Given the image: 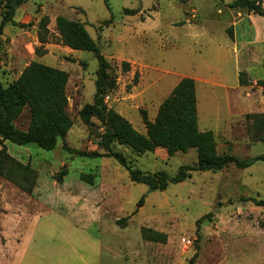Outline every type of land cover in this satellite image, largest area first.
Masks as SVG:
<instances>
[{"label": "rangeland", "instance_id": "rangeland-1", "mask_svg": "<svg viewBox=\"0 0 264 264\" xmlns=\"http://www.w3.org/2000/svg\"><path fill=\"white\" fill-rule=\"evenodd\" d=\"M232 1L28 0L17 10L14 25H6L0 37V83L5 86L15 80L33 61L63 70L68 76L66 111L72 121L64 141L70 149L104 152L100 123L92 118L90 125H84L78 116L81 107L92 102L98 62L90 51L60 44L54 19L61 15L84 24L96 42L116 85L105 96V105L136 131L145 134L139 110L152 120L179 76L190 77L196 79L198 129L214 134L218 154L240 159L264 155V141H252L246 119L247 114H264V95L258 91L259 87L264 91V86L255 85L264 80V17L248 18L245 9L227 6ZM125 10L137 13L128 15ZM42 17L49 20L48 39L44 53L37 54ZM230 26L233 38L227 34ZM251 36H257L258 43L244 49ZM243 56L251 57L252 66L245 67L246 71L241 69ZM122 62L128 63V71H123ZM237 69L250 80L243 95ZM28 124L29 113L24 109L14 126L26 130ZM4 144L8 154L32 174L30 192L0 177V264L19 263L25 244L19 256L12 258L23 229L61 222L50 211L75 223L100 217V227L89 231L101 242L99 264H186L193 256V264H202L213 247L205 235L214 232V227L230 229L238 209H260L264 216V207L251 201L264 200V162L246 169L192 171L183 182L150 191L147 185L130 181L127 170L114 158L70 154L62 148L61 139L51 151L36 145ZM111 146L145 174L174 176L181 166H192L197 160L194 149L168 157L166 151L136 154L116 142ZM62 170L66 175L58 181ZM81 175L91 176L92 185L83 182ZM121 218H128L124 227L116 225ZM142 228L164 235L165 241L143 240ZM183 237L194 240L195 254L193 248L181 245ZM135 243L138 257L131 249Z\"/></svg>", "mask_w": 264, "mask_h": 264}, {"label": "trees", "instance_id": "trees-1", "mask_svg": "<svg viewBox=\"0 0 264 264\" xmlns=\"http://www.w3.org/2000/svg\"><path fill=\"white\" fill-rule=\"evenodd\" d=\"M28 0H0V37L6 25H14L17 10ZM230 9H245L249 14L264 17L263 0H233L227 5ZM128 15H135L137 11L125 10ZM55 31L62 46L70 50L90 51L97 59L95 71V92L91 103H85L78 112L80 121L90 125L95 118L103 129L100 144L103 153L82 152L67 147L64 138L72 126L67 114V96L65 86L67 73L63 70L49 67L40 62L29 63L18 77L3 85L0 83V177L18 185L26 192H30L28 177L32 170L10 156L5 142L16 146L36 145L41 150L51 151L57 140L61 139L62 148L79 157H111L114 158L127 172L130 181L143 183L150 191L164 190L169 184L183 182L190 178L192 171H222L234 166L246 169L255 162H264V155L253 158L240 159L229 154H218L216 141L211 131H200L197 123L196 88L192 78H182L172 89L170 94L159 105L153 120H149L144 110H139L145 134L136 131L132 125L113 109L107 108L104 98L108 92L115 89V81L108 73L109 63L98 49L96 42L90 37L84 24L66 19L58 15L54 19ZM49 20L42 17L38 22L39 48L37 54H43L42 48L47 43ZM182 24V23H181ZM227 34L233 38L230 26ZM124 72L129 70L128 63L122 62ZM264 68V63H263ZM245 72L238 73L239 86H248ZM264 86L263 80L256 82ZM27 109L29 124L26 130H19L14 121ZM250 120V132L253 142L264 141V114H247ZM125 145L136 154L153 152L157 148L164 149L168 157L177 152L186 153L189 149L196 151L197 160L192 166H181L174 176L164 172L145 174L134 169L130 161L121 153L112 150V143ZM66 175L62 170L58 181ZM80 179L92 185V177L81 175ZM143 200H141L142 202ZM254 205L264 207V200L251 199ZM128 218L116 220V225L124 227ZM141 238L145 241H165V236L148 228L140 230ZM191 257L186 264H193Z\"/></svg>", "mask_w": 264, "mask_h": 264}, {"label": "crops", "instance_id": "crops-1", "mask_svg": "<svg viewBox=\"0 0 264 264\" xmlns=\"http://www.w3.org/2000/svg\"><path fill=\"white\" fill-rule=\"evenodd\" d=\"M253 16L256 15L249 14L247 17L252 19ZM257 41V36H251V39L245 42L244 49L257 44ZM250 60L251 57H244L241 69L246 71L249 68L248 66H252ZM241 69H237V73L243 71ZM182 78L184 76H179L177 83ZM192 79L196 83V79ZM246 87L239 86L242 95V89ZM259 88L258 91L264 95L262 88ZM258 91L256 92L258 93ZM155 151L166 154L165 150L161 148H157ZM258 211H260V215L254 216L252 214V212ZM50 213L55 214L61 222L55 224L38 223L31 230L23 229L12 259L19 256V252L25 244L18 264H22L23 260L27 264H99L101 242L98 236L93 233L90 234L89 231L92 227H100V217L75 223L56 212L50 211ZM259 219L264 222L261 210L249 207L248 209H238L236 211V217L233 218L235 224L230 229H221L219 226L214 227V232L205 235L206 241L212 242L213 247L210 249L208 260L202 264H264V224H261ZM140 243L142 247L141 239ZM137 246L138 244L135 243L134 246H131V249L134 255L138 257L140 252H138ZM196 252L197 249L195 248L194 254Z\"/></svg>", "mask_w": 264, "mask_h": 264}, {"label": "built area", "instance_id": "built-area-1", "mask_svg": "<svg viewBox=\"0 0 264 264\" xmlns=\"http://www.w3.org/2000/svg\"><path fill=\"white\" fill-rule=\"evenodd\" d=\"M181 242V245L183 247H185L186 249H190V248H193V253L195 252V248H194V240L190 239V238H181L180 240Z\"/></svg>", "mask_w": 264, "mask_h": 264}]
</instances>
